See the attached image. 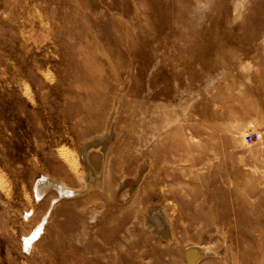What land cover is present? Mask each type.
I'll return each mask as SVG.
<instances>
[{"label": "rangeland", "instance_id": "rangeland-1", "mask_svg": "<svg viewBox=\"0 0 264 264\" xmlns=\"http://www.w3.org/2000/svg\"><path fill=\"white\" fill-rule=\"evenodd\" d=\"M191 262L264 264V0H0V264Z\"/></svg>", "mask_w": 264, "mask_h": 264}, {"label": "bare ground", "instance_id": "bare-ground-1", "mask_svg": "<svg viewBox=\"0 0 264 264\" xmlns=\"http://www.w3.org/2000/svg\"><path fill=\"white\" fill-rule=\"evenodd\" d=\"M98 178H99V177H98ZM47 183H48V180H46V182L38 183L37 188H36V197H37V198H39V196L45 191V189H47V188L49 189V184H50V183H49V184H47ZM52 184H54V183H52ZM58 186H59V184L57 185V187H56L55 185H52L51 188H53L55 191L58 192V190H57V189H58ZM63 187H64V186H63ZM51 188H50V189H51ZM60 189H61V187H60ZM62 189H63V188H62ZM62 189H61V191L59 190V191H60L59 193H61L62 196H64V197L69 196L67 189H63V190H62ZM50 191H51V190H50ZM43 194H45V193H43ZM59 195H60V194H59ZM62 196H61V198H62ZM64 197H63V198H64ZM40 198H41V197H40ZM39 226H40V225H39ZM40 228H41V226L37 228L35 234H33L32 236H29L28 238H26V239H25V242H26V243H31V242L33 243L32 240H33L34 237H36V236L39 234L38 232L40 231ZM37 233H38V234H37ZM35 235H36V236H35ZM30 245H31V244H30ZM190 252H191V251H190ZM193 252H194V251H193ZM195 252H196V251H195ZM189 254H190V253H189ZM192 258H193L194 260H196L195 257L192 256ZM190 260H191V259H190ZM194 262H195V261H194ZM188 263H189V262H188ZM191 264H194V263L191 262Z\"/></svg>", "mask_w": 264, "mask_h": 264}, {"label": "snow or ice", "instance_id": "snow-or-ice-1", "mask_svg": "<svg viewBox=\"0 0 264 264\" xmlns=\"http://www.w3.org/2000/svg\"><path fill=\"white\" fill-rule=\"evenodd\" d=\"M27 250V249H26Z\"/></svg>", "mask_w": 264, "mask_h": 264}]
</instances>
